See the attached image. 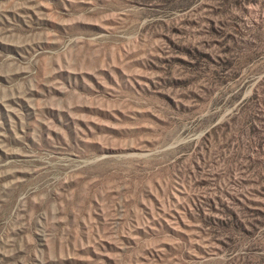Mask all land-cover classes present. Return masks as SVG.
Returning <instances> with one entry per match:
<instances>
[{
    "label": "rangeland",
    "instance_id": "obj_1",
    "mask_svg": "<svg viewBox=\"0 0 264 264\" xmlns=\"http://www.w3.org/2000/svg\"><path fill=\"white\" fill-rule=\"evenodd\" d=\"M0 264H264V0H0Z\"/></svg>",
    "mask_w": 264,
    "mask_h": 264
}]
</instances>
